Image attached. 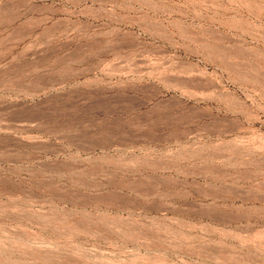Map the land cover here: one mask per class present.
I'll return each instance as SVG.
<instances>
[{
    "label": "rangeland",
    "instance_id": "obj_1",
    "mask_svg": "<svg viewBox=\"0 0 264 264\" xmlns=\"http://www.w3.org/2000/svg\"><path fill=\"white\" fill-rule=\"evenodd\" d=\"M0 264H264V0H0Z\"/></svg>",
    "mask_w": 264,
    "mask_h": 264
}]
</instances>
